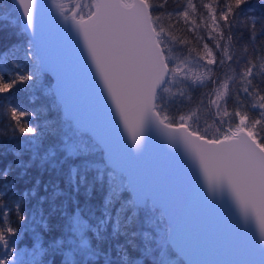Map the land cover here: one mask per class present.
Listing matches in <instances>:
<instances>
[{
  "label": "snow or ice",
  "instance_id": "1",
  "mask_svg": "<svg viewBox=\"0 0 264 264\" xmlns=\"http://www.w3.org/2000/svg\"><path fill=\"white\" fill-rule=\"evenodd\" d=\"M17 2L24 17L17 35L26 39L0 53V93L19 86L35 103L42 76L53 73L64 127L46 131L49 121H39L47 114L44 105L18 111L20 106L11 104L15 123L0 127V138L16 143L0 154L16 158L21 176L33 166L41 175L45 171L64 175L71 194L60 188L59 180H50L43 185L45 192L51 186L50 195L39 196L37 177L33 187L9 207L2 201L15 191V181L7 180L13 168L6 166L0 173L5 178L0 186V264H97L101 259L112 264L113 248L121 264H144L146 259L151 264H264V88L254 84L256 65L247 57L239 71L233 68L230 76L217 75L218 67L240 63L230 48L238 17L254 11L248 7L252 0H220L222 7L203 4L211 22L206 27L212 46L198 36L201 50L174 35V25L162 23L167 16L170 21L190 23L189 31L198 28L197 21L190 19L189 10L197 11L193 0H186L183 10L175 12L167 11L168 0H77L71 16L64 14L63 4L50 0L65 23L51 13L49 0ZM259 3L264 5V0ZM251 21L254 41L256 24L264 21V14L252 16ZM54 30L64 36L59 44L52 42ZM45 43L48 53L43 50ZM177 46H185L186 54L177 55ZM261 61L260 75H264V57ZM69 73L81 85L72 94L67 88ZM206 83L211 90L201 93L199 105L215 118L202 125L199 105L187 113L180 109L192 100V90ZM231 84L236 88L231 89ZM230 104L240 107L230 110ZM249 106L255 110L254 118L241 110ZM25 116L27 120L22 119ZM210 128H214L211 134ZM154 130L166 136L173 149L182 148L187 158L161 145L171 159H153L146 139ZM47 136L56 143L41 152ZM94 191L104 194L100 217L95 211L84 214V208L92 207ZM193 191L201 196L193 198ZM60 197L65 199L57 205ZM33 199H37L35 212L28 209ZM46 202L51 206L48 216L43 210ZM209 208L234 213V227L247 239L239 242L222 232L209 217ZM57 211L64 224L59 235L46 241L35 224L50 232L48 220ZM12 212L21 224L30 221L22 231L10 226L16 222L9 215ZM23 232L32 233V244L21 248ZM120 237L122 243H111ZM105 243L107 251L102 248ZM129 249L140 255L133 257ZM216 256L223 259H208Z\"/></svg>",
  "mask_w": 264,
  "mask_h": 264
},
{
  "label": "trees",
  "instance_id": "2",
  "mask_svg": "<svg viewBox=\"0 0 264 264\" xmlns=\"http://www.w3.org/2000/svg\"><path fill=\"white\" fill-rule=\"evenodd\" d=\"M63 1L67 3L66 0H61L59 4H63ZM81 3L87 2V0H79ZM193 3L197 7V11L195 13H190V19H195L197 21V24L199 25L198 28H195L193 31H189V28H192L193 26L189 24H184L183 20H180L178 23L175 20L170 21L167 16H165L162 20V23L165 27H171L174 25V27H171V30L173 31V34L178 37L187 38L191 41V46L196 47L197 50L202 49V42L198 41V36H204L205 41L209 42L210 47L212 46V42L207 40V32L209 30V27H206V25L210 26V20L208 19V11L207 9L203 8L202 5L205 3H213L214 7L217 6V3L220 4L222 7V3H220V0H193ZM64 5V13L65 14H71L73 11H76L75 6L73 5ZM186 6V0H168V4L166 5V9L169 12H175L179 10H183V8ZM245 7V6H242ZM248 7H252L254 9L253 12H246L243 16L238 17L240 20L239 28L234 34V47L230 48V51L238 54L240 58V63L238 64H226L222 68H217V75L219 76H230L232 74V69H236L239 71V69L243 66V58L247 57L252 61L256 67L253 69L254 73L256 74V78L254 79V84H257L260 88H264V75H260L259 70V64L262 62L261 58L264 57V36L259 35L261 32H264V21H260L256 24L255 31H256V39L253 41L250 37L249 28L251 25V17L256 16L260 17L262 14H264V5H261L259 3V0H252V4ZM219 11V9H218ZM239 12V10H236ZM79 15V12H78ZM229 19L232 20V15L229 16ZM13 22H15V26H13ZM19 19H18V10L13 4L11 0H0V53L5 52L7 49L10 48L12 45H17L20 42L24 41L26 39L25 36H18L17 33L19 31ZM185 46H177L174 48V52L177 55H184L186 52L183 51V48ZM214 52H216V49H213ZM22 54L21 52L17 53V56ZM51 82L52 79L48 73H45L42 76V88L36 93L40 98L35 103L29 102V94L19 91L17 86L16 88H13L10 90V93H0V127H4L7 125H12L15 122L11 120L10 118V106L11 104H17L20 106L18 108V111L20 109L24 110H32V109H38L41 105L46 106L47 108V114L46 116H41L39 118V121L42 122L43 120L47 119L49 121V128L46 129V131L51 129H56L59 131L64 127L63 124V112L62 109L58 107L57 98L55 97L54 93L51 89ZM236 84H231L230 88L235 89ZM175 90V89H174ZM211 90V84L206 83V85L203 88H196L192 90V100L190 102H187L185 106L180 109L181 112L187 113L189 110L195 109L199 105V100L201 98V93H208ZM47 91L49 94L44 95V92ZM245 103H249L248 101H245ZM201 108V111L198 113L200 116V122L202 125L212 124L214 117V113L209 112L203 105H199ZM230 110L233 107H240L239 105H229ZM7 109V110H6ZM242 111H247L250 117H255L256 113L255 110H252L249 107L247 108H241ZM23 120H27L28 117L25 116L22 118ZM190 123V122H189ZM39 131V129H38ZM8 134L10 135L12 133L11 127H8L7 129ZM214 128L209 129V133H213ZM16 141H9L3 138H0V153H3L5 150V147L8 145H14ZM56 140L52 136H47L44 140V147L41 149V152H43L47 147H49L52 144H55ZM24 159H28V154H25ZM77 161H69V163H76ZM11 165L13 170L11 174L7 177V180L9 181H15V191L9 192L7 196H4L3 203H6L11 207L14 205L16 199L20 196L21 193H23L27 189H31L37 179L39 177L41 179V185L39 190V196H49L52 192L51 186H49L48 191L45 192L43 185L44 183H47L48 181H56L59 180L60 188L67 191L69 194H71V188L66 186L65 184V176L61 175L59 177L56 176L55 172H53L51 175L45 171L43 175H41V172L38 167L33 166L32 168L28 169L27 174L21 176V169L16 168V158L11 154L3 155L0 154V173L3 172L6 166ZM68 165L66 164L64 168L62 169L63 173H67ZM91 175L89 174V178L91 179ZM5 182V178L3 176H0V186H2ZM81 192H83V189H81ZM37 197V199L39 198ZM103 192L101 191H94L93 197L91 201L89 202L92 207L91 208H84L85 206V198L83 195L79 196L78 199L80 201V206L84 208V214L87 215L91 211H95V214L97 217L101 216V205L103 201ZM37 199L31 200V202L28 204V209L31 210V212H35V205L37 203ZM65 199V197H60L56 200V204L59 205L62 203V201ZM118 206V205H117ZM73 205L71 200L68 201V211H73ZM43 210L45 216H48V214L51 211L50 203H44L43 204ZM113 214H115V208L112 209ZM11 219L13 221H16L15 223L11 224L10 226L15 227L17 229H22L29 225L30 221L26 219L23 224H21L19 221L16 220V214L14 212L9 213ZM31 223H35L32 221ZM49 226L51 228L50 232H43V229L40 227L39 224H35V227L37 231H40L44 234L45 240L51 239L55 237L56 235H59L60 229L62 228L64 221L61 219L60 212L57 211L54 214H52L49 217L48 220ZM112 226L109 224L108 226V235L110 237ZM23 238L20 239L19 245L25 246V245H31L32 240L31 232H23L22 233ZM124 237H120L118 241H111L112 244L123 242ZM137 243L140 244V240L137 239ZM142 246V245H141ZM109 245L105 243L102 248L104 251L108 250ZM129 252L133 257L139 256V252H132L131 249H129ZM112 257L114 258L112 261V264H121V261L119 257L117 256V253L115 249H112L111 252ZM97 264H104L103 259L99 260ZM144 264H151V261L145 260Z\"/></svg>",
  "mask_w": 264,
  "mask_h": 264
},
{
  "label": "water",
  "instance_id": "3",
  "mask_svg": "<svg viewBox=\"0 0 264 264\" xmlns=\"http://www.w3.org/2000/svg\"><path fill=\"white\" fill-rule=\"evenodd\" d=\"M13 2V4L16 6L18 13H19V22H21L22 19H24V17L22 16V7L18 5L17 0H11ZM59 0H57L58 2ZM49 10L51 11V13L61 22V23H65L63 21L62 16L60 15V9L57 8L55 5H52L50 0H49ZM65 14V13H64ZM66 15V14H65ZM71 16V15H69ZM69 24V26L71 25V21L67 22ZM79 38V37H77ZM52 42L53 44H59L64 40V36L62 33H60L59 31L54 30L52 32V36H51ZM82 43V42H81ZM43 50L48 53L49 52V47L47 45V43L44 44L43 46ZM51 78H52V83H51V89L54 93V88L56 85V79L53 73L51 72H47ZM81 87V85L79 84V82L72 76L71 73H69L68 76V81H67V88L69 91V94H72L76 91L79 90V88ZM146 144L148 145L149 148V152H150V156L153 159H157V160H170V157H167L162 151H161V145H164L166 147H168L169 149H173V146L169 144L168 142V138L164 135H162L161 133L157 132V131H152L148 138L146 139ZM178 155L180 156H185V154L183 153L182 148H176L173 149ZM185 158H187L185 156ZM193 198H198L201 196V193L193 191L191 193ZM238 211H237V215H238ZM208 215L209 217L213 220V222L217 225V227L224 233L229 234L231 236H233L235 239H237L239 242H243L244 240L247 239V237L236 231L234 224L236 222V216L234 213H230V214H226L222 211H220L218 208L217 209H213V208H209L208 209ZM208 259H213V260H220L223 259V257H208ZM185 264H187V262L185 261Z\"/></svg>",
  "mask_w": 264,
  "mask_h": 264
},
{
  "label": "rangeland",
  "instance_id": "4",
  "mask_svg": "<svg viewBox=\"0 0 264 264\" xmlns=\"http://www.w3.org/2000/svg\"><path fill=\"white\" fill-rule=\"evenodd\" d=\"M66 1H67V3L63 1V4L73 5V6H75V3L77 2V0H66ZM197 74H199V72H197ZM20 247L23 248V246H20ZM26 259H30V258H26Z\"/></svg>",
  "mask_w": 264,
  "mask_h": 264
}]
</instances>
